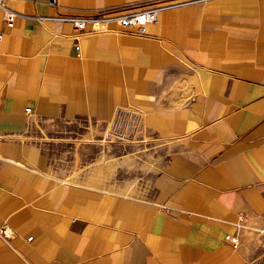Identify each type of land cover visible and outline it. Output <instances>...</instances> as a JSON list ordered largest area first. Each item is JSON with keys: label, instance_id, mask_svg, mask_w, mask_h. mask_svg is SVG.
<instances>
[{"label": "crops", "instance_id": "0c3cea01", "mask_svg": "<svg viewBox=\"0 0 264 264\" xmlns=\"http://www.w3.org/2000/svg\"><path fill=\"white\" fill-rule=\"evenodd\" d=\"M5 6L16 16L9 27L0 8V264H264V0ZM152 7L144 35L52 19ZM35 117L148 135L160 152L148 187L57 175L27 131Z\"/></svg>", "mask_w": 264, "mask_h": 264}, {"label": "rangeland", "instance_id": "374dc122", "mask_svg": "<svg viewBox=\"0 0 264 264\" xmlns=\"http://www.w3.org/2000/svg\"><path fill=\"white\" fill-rule=\"evenodd\" d=\"M27 131L61 177L116 188H147L160 155L148 135L81 117L31 118Z\"/></svg>", "mask_w": 264, "mask_h": 264}, {"label": "built area", "instance_id": "2783aa9c", "mask_svg": "<svg viewBox=\"0 0 264 264\" xmlns=\"http://www.w3.org/2000/svg\"><path fill=\"white\" fill-rule=\"evenodd\" d=\"M54 0H50V3H53ZM0 8L3 10V16L6 21V25L11 27L13 24V19L16 16V13L8 9L5 6V0H0ZM162 7H152L136 12L113 14L109 16H75V15H60L52 17L53 20H59L63 22H70L75 29L81 30L84 28L86 23H106L109 21L116 22L121 27H130L132 32L136 35L145 34V26L149 23H153L158 19V13ZM1 34V33H0ZM29 107L26 108V111H29ZM9 229L6 226L0 227V236L8 237ZM28 236L27 238H30ZM225 239H228L232 242L233 246L237 244V236L232 235L231 233L225 234Z\"/></svg>", "mask_w": 264, "mask_h": 264}]
</instances>
